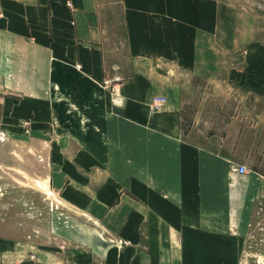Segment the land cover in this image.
Listing matches in <instances>:
<instances>
[{
	"label": "crops",
	"instance_id": "obj_1",
	"mask_svg": "<svg viewBox=\"0 0 264 264\" xmlns=\"http://www.w3.org/2000/svg\"><path fill=\"white\" fill-rule=\"evenodd\" d=\"M234 14L217 0H0V129L44 149L66 213L52 243L0 236V264L247 263L264 218V16L239 19L217 103L232 90L231 117L187 126L182 80L215 76L201 67Z\"/></svg>",
	"mask_w": 264,
	"mask_h": 264
},
{
	"label": "rangeland",
	"instance_id": "obj_2",
	"mask_svg": "<svg viewBox=\"0 0 264 264\" xmlns=\"http://www.w3.org/2000/svg\"><path fill=\"white\" fill-rule=\"evenodd\" d=\"M217 1L231 8L237 24L235 29L223 32L227 34L224 40L222 37L217 39L220 46H215L214 64L201 67L204 72L214 70L215 76L182 79L187 87V126L197 113L203 117L207 114L210 118L227 119L236 112L237 95L232 90L226 106L217 104L222 101V76H226L227 70L234 72L237 68L233 59H237L239 54L240 17L254 11L264 16V0ZM223 33L219 29L218 35ZM4 135V138H0V236L36 244L52 243L55 241L53 229L65 222L66 213L55 203L54 196L47 188L48 169L44 149L39 143L30 141L25 134ZM263 249L264 218L250 228L243 252L245 263L264 264V253L260 251Z\"/></svg>",
	"mask_w": 264,
	"mask_h": 264
},
{
	"label": "built area",
	"instance_id": "obj_3",
	"mask_svg": "<svg viewBox=\"0 0 264 264\" xmlns=\"http://www.w3.org/2000/svg\"><path fill=\"white\" fill-rule=\"evenodd\" d=\"M164 100L165 99H163V98H155V99H153L154 107L158 108V103L162 102ZM4 136H5L4 133L0 132V138L2 139V138H4ZM234 170L236 172L240 173V174L247 173V170H246V168L244 166H238V167L234 168ZM120 244H126V243L125 242H120Z\"/></svg>",
	"mask_w": 264,
	"mask_h": 264
}]
</instances>
